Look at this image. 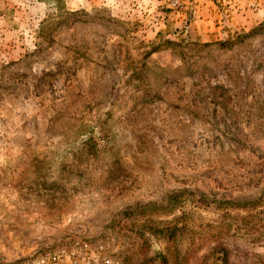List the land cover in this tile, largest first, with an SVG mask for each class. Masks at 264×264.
<instances>
[{"label":"rangeland","instance_id":"374dc122","mask_svg":"<svg viewBox=\"0 0 264 264\" xmlns=\"http://www.w3.org/2000/svg\"><path fill=\"white\" fill-rule=\"evenodd\" d=\"M173 2L0 0V253L264 264V0Z\"/></svg>","mask_w":264,"mask_h":264},{"label":"built area","instance_id":"2783aa9c","mask_svg":"<svg viewBox=\"0 0 264 264\" xmlns=\"http://www.w3.org/2000/svg\"><path fill=\"white\" fill-rule=\"evenodd\" d=\"M174 0L173 4H179ZM108 238L75 239L70 244L11 258L0 253V264H123Z\"/></svg>","mask_w":264,"mask_h":264}]
</instances>
